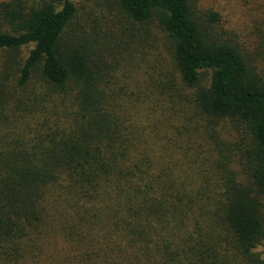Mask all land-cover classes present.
<instances>
[{
	"label": "trees",
	"instance_id": "obj_1",
	"mask_svg": "<svg viewBox=\"0 0 264 264\" xmlns=\"http://www.w3.org/2000/svg\"><path fill=\"white\" fill-rule=\"evenodd\" d=\"M115 2L121 39L0 0V264H264L257 53L201 0Z\"/></svg>",
	"mask_w": 264,
	"mask_h": 264
},
{
	"label": "rangeland",
	"instance_id": "obj_2",
	"mask_svg": "<svg viewBox=\"0 0 264 264\" xmlns=\"http://www.w3.org/2000/svg\"><path fill=\"white\" fill-rule=\"evenodd\" d=\"M79 10V16L84 22L96 23L101 29V33L111 37L117 36L121 39V33L130 30L125 17L116 9L115 0H74ZM201 6L211 9L220 17V24L224 30L228 31L233 40L241 45L249 53H257L258 66L264 72V0H201ZM137 29L138 26H136ZM152 39L156 37L157 46L149 48V56L139 57L141 70L136 71L134 76L143 80L148 73L156 72L158 67L167 69L168 58L162 53L165 37L161 39L160 32L155 27H149ZM155 45L154 41H151ZM32 47L21 49L17 57L18 61H23ZM161 51V59H159ZM149 67H152L150 69ZM155 67V68H154ZM145 75V76H144ZM264 251V242L258 247Z\"/></svg>",
	"mask_w": 264,
	"mask_h": 264
}]
</instances>
